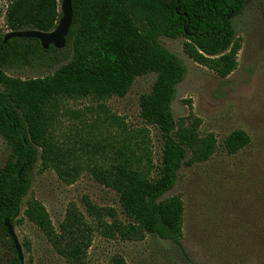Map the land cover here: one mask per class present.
<instances>
[{"label": "trees", "instance_id": "obj_1", "mask_svg": "<svg viewBox=\"0 0 264 264\" xmlns=\"http://www.w3.org/2000/svg\"><path fill=\"white\" fill-rule=\"evenodd\" d=\"M71 1L72 25L63 49L51 45L45 50L37 39L4 43L8 32L54 31L62 19L60 0H10L0 10L5 25V31L0 29V137L12 152V160L0 169V233L9 237L5 220L13 226L21 222L36 169L38 174L54 172L66 185L87 173L118 195L125 221L115 208L100 207L87 196L83 211L74 203L68 206L58 229L36 199L23 213L67 263L85 264L96 235L139 242L151 234L184 254L185 206L180 196L166 195L176 186L181 168L210 160L218 141L214 134H200L201 121L193 115L175 120L172 104L187 69L161 38L184 39L189 58L226 79L238 67L242 45L233 20L247 0ZM58 65L52 75L29 80L5 71ZM149 74L156 80L151 92L140 98V118L159 131L158 166L146 127L130 131L119 123V134L111 141L92 145L89 140L72 143L57 137L63 101L125 97L138 78ZM250 142L246 132L237 130L223 147L228 155H236ZM11 246L15 256L8 264H22L12 239ZM114 263L124 260L116 257Z\"/></svg>", "mask_w": 264, "mask_h": 264}, {"label": "rangeland", "instance_id": "obj_2", "mask_svg": "<svg viewBox=\"0 0 264 264\" xmlns=\"http://www.w3.org/2000/svg\"><path fill=\"white\" fill-rule=\"evenodd\" d=\"M9 1L0 0V10ZM233 24L242 48L237 69L226 79L189 58L183 49L184 39L161 38L163 46L187 69L172 104L175 120L193 115L201 121L200 134H214L218 141L210 160L181 168L176 186L166 195H178L183 200L186 255L173 243L151 234L139 242L96 235L85 264H115L116 257L123 258L124 264H190V260L195 264H264V0H247ZM0 29L5 31L2 18ZM59 67L5 71L10 77L29 80L52 75ZM155 80V74L138 78L125 97L63 101L56 118L57 137L72 143L89 140L92 145L111 141L119 134V123L130 131L146 127L150 131L149 148L158 166L162 156L159 131L145 126L140 118V98L151 92ZM237 130L246 132L251 142L238 154L228 155L224 140ZM10 160L11 149L0 137V169ZM86 196L100 207L115 208L126 220L118 195L89 174L66 185L54 172L34 171L31 189L22 204V220L14 226L24 264H69L23 216L27 203L32 199L41 202L58 229L71 203L84 210ZM14 256L11 239L0 233V264H8Z\"/></svg>", "mask_w": 264, "mask_h": 264}, {"label": "water", "instance_id": "obj_3", "mask_svg": "<svg viewBox=\"0 0 264 264\" xmlns=\"http://www.w3.org/2000/svg\"><path fill=\"white\" fill-rule=\"evenodd\" d=\"M62 19L58 27L52 32H42L39 30H25L18 32H8L4 36V43H7L13 38L37 39L41 42L43 48L47 50L51 45L57 49H63L66 46V38L72 25L73 10L71 0H62L61 2ZM22 174V170L19 175ZM7 229L8 236L12 239L17 251L19 260L24 264V255L20 241L16 235L15 228L7 219L4 223Z\"/></svg>", "mask_w": 264, "mask_h": 264}]
</instances>
